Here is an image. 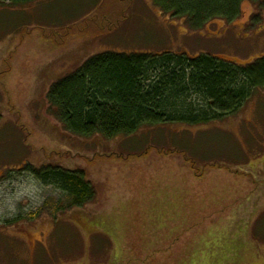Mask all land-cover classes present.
Here are the masks:
<instances>
[{
    "label": "rangeland",
    "instance_id": "374dc122",
    "mask_svg": "<svg viewBox=\"0 0 264 264\" xmlns=\"http://www.w3.org/2000/svg\"><path fill=\"white\" fill-rule=\"evenodd\" d=\"M126 1L118 29L84 38L73 35L120 2L41 0L13 8L0 1L1 75L12 60L0 77V264H264V90L224 122L144 128L111 140L67 132L48 99L55 84L104 53H208L252 64L264 56V0H246L237 20L217 19L201 31L151 0ZM28 165L82 170L96 198L70 209L56 187H32ZM151 169L168 173L161 180L195 214L188 239L187 231L176 232L186 220L160 226L163 234L139 224L148 212L137 205L154 204Z\"/></svg>",
    "mask_w": 264,
    "mask_h": 264
},
{
    "label": "trees",
    "instance_id": "16d2710c",
    "mask_svg": "<svg viewBox=\"0 0 264 264\" xmlns=\"http://www.w3.org/2000/svg\"><path fill=\"white\" fill-rule=\"evenodd\" d=\"M0 1L18 8L41 0ZM151 1L164 14L183 19L193 31H201L217 19L227 23L237 20L246 0ZM118 2L122 7L119 3L111 9L121 8L120 17H111V9L108 14L95 13L91 21L77 29L74 38L118 29L127 19V1ZM11 61H5L8 69L0 77L10 73ZM258 90H264V56L245 65L208 53L195 57L185 52L104 53L55 84L48 99L53 115L67 132L83 138L101 135L111 140L133 136L144 128L224 122L237 116ZM23 172L67 194L70 209L84 208L96 198L95 186L82 170L45 166L37 169L28 165ZM61 210L58 207V212Z\"/></svg>",
    "mask_w": 264,
    "mask_h": 264
},
{
    "label": "crops",
    "instance_id": "0c3cea01",
    "mask_svg": "<svg viewBox=\"0 0 264 264\" xmlns=\"http://www.w3.org/2000/svg\"><path fill=\"white\" fill-rule=\"evenodd\" d=\"M177 154L171 155V154L162 153L160 156H163V158L167 157L168 160L171 158H180L183 156V155L181 156L180 153H177ZM160 168L162 169L163 167H160ZM165 169L167 171V166L165 167ZM151 171L155 172V181L153 183L154 191H153L152 195L150 196V197H152L151 201L154 204L142 205L140 208H138V205H137V207H136L137 210H139V211L145 210L148 212L146 216H143V217L147 218L148 220L146 222L145 221L139 222V224L141 225V227H143L144 224L157 227V229H150L151 234L154 232H156L157 234L158 233L163 234L164 231L160 228V226H167L168 223L174 219L186 220L187 225L183 224V223H181L180 225H182L183 228L189 227V229H188L189 231L182 228L181 231H179V229H178L176 232L181 234L182 232L187 231L186 235L184 234V236H182V237H184V239L185 238L188 239L189 235H192V233L190 231H193V230H191V229H193V227H196L195 226L196 222L194 221V215L195 214H192L189 212V207H188L187 202H185L182 198L181 199L178 198L179 193H173L172 194L170 192L169 189L171 187L169 185V181L161 180V178L166 177V175L168 173L163 172V170H155V169H151ZM149 190H151V189H149ZM133 213H134V210H132V213H131L132 216H133ZM138 218L140 219L141 216H139L137 218H133V219H134V221H137ZM145 230L146 229H144V231ZM177 233H175V234H177ZM187 235H188V237H187ZM201 239H199V240H201Z\"/></svg>",
    "mask_w": 264,
    "mask_h": 264
},
{
    "label": "clouds",
    "instance_id": "9594fccd",
    "mask_svg": "<svg viewBox=\"0 0 264 264\" xmlns=\"http://www.w3.org/2000/svg\"><path fill=\"white\" fill-rule=\"evenodd\" d=\"M30 180H32L33 184L32 187L35 188V185L40 183V181H38V179H33V178H29Z\"/></svg>",
    "mask_w": 264,
    "mask_h": 264
},
{
    "label": "flooded vegetation",
    "instance_id": "af4514ba",
    "mask_svg": "<svg viewBox=\"0 0 264 264\" xmlns=\"http://www.w3.org/2000/svg\"><path fill=\"white\" fill-rule=\"evenodd\" d=\"M261 216L264 217V210L262 211Z\"/></svg>",
    "mask_w": 264,
    "mask_h": 264
}]
</instances>
